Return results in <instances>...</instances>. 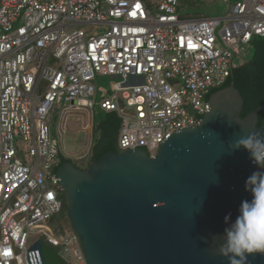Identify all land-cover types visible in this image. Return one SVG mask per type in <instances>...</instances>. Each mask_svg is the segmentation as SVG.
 I'll list each match as a JSON object with an SVG mask.
<instances>
[{
    "label": "built area",
    "instance_id": "obj_1",
    "mask_svg": "<svg viewBox=\"0 0 264 264\" xmlns=\"http://www.w3.org/2000/svg\"><path fill=\"white\" fill-rule=\"evenodd\" d=\"M179 1L0 0V264H29L32 232L68 264H87L70 227L55 233L47 225L62 206L55 104L64 99L65 121L92 108L96 74L121 79L100 107L121 118L120 149L145 145L154 156L170 132L200 123L202 95L223 83L252 38L264 37V0H236L220 17L196 18L179 17ZM85 25L105 30L87 33Z\"/></svg>",
    "mask_w": 264,
    "mask_h": 264
},
{
    "label": "water",
    "instance_id": "obj_2",
    "mask_svg": "<svg viewBox=\"0 0 264 264\" xmlns=\"http://www.w3.org/2000/svg\"><path fill=\"white\" fill-rule=\"evenodd\" d=\"M250 56L232 57L228 76ZM211 89L202 95L200 123L170 132L154 156L142 145L107 152L83 169L58 166L69 227L87 264H229L219 254L225 217L234 222L241 202L252 199L245 182L255 172L249 152L230 144L264 135L257 124L264 100L241 117L243 97L233 84L207 97ZM104 117L97 111L94 125ZM24 245L29 264H47L40 234L27 233ZM245 255V264H264V253Z\"/></svg>",
    "mask_w": 264,
    "mask_h": 264
},
{
    "label": "trees",
    "instance_id": "obj_3",
    "mask_svg": "<svg viewBox=\"0 0 264 264\" xmlns=\"http://www.w3.org/2000/svg\"><path fill=\"white\" fill-rule=\"evenodd\" d=\"M249 45L252 49L250 58L232 68L230 75L223 83L219 87L211 89L207 95V97H210L212 93L233 84L243 97L241 117L259 107L264 100V37L252 38ZM104 113L105 117L91 127L93 140L85 155V165L81 169L87 167L92 161L98 160L107 152L120 151L117 145L120 118L115 111H104ZM257 124L264 125V111H259ZM65 161H71V159L59 150L57 163L53 167V171L56 172L58 166ZM258 170L264 169H260L255 164V171ZM60 198L62 202L61 209L49 220V222H54L52 229L55 233H58V229L69 228L66 215V195L63 190H61ZM42 244V251L47 264H68L60 254L59 248L52 246L45 239H42Z\"/></svg>",
    "mask_w": 264,
    "mask_h": 264
},
{
    "label": "rangeland",
    "instance_id": "obj_4",
    "mask_svg": "<svg viewBox=\"0 0 264 264\" xmlns=\"http://www.w3.org/2000/svg\"><path fill=\"white\" fill-rule=\"evenodd\" d=\"M235 1L236 0H180L177 3V13L181 18L220 17L228 12L230 4ZM151 8L153 10V6H151ZM17 24L18 23H16V25ZM222 25L223 23H221V26ZM84 28L87 33L94 34L102 33L105 30V26L101 25H85ZM251 51V46L246 45L245 52L242 55L251 53ZM116 80L121 79L111 77L110 75L96 74L93 79L95 93L94 96L91 97L93 102L92 108L72 111L71 114L66 116L65 121L62 115L63 107L66 105L64 99L54 105L50 114V135L53 139H56L59 149L63 153L69 154L71 162L77 167L82 168L85 165V155L93 140L92 129L83 127L88 123L94 125L97 119V111H100L101 114H105L104 110L100 107V102L104 97H108L112 94L111 83ZM62 121H64V132L62 135H59ZM14 143L18 149L17 157L24 159L26 156L22 151H19V149L25 147L24 141L19 137L14 140ZM76 155L78 157H76ZM53 224L54 222L47 223L51 228H53Z\"/></svg>",
    "mask_w": 264,
    "mask_h": 264
},
{
    "label": "clouds",
    "instance_id": "obj_5",
    "mask_svg": "<svg viewBox=\"0 0 264 264\" xmlns=\"http://www.w3.org/2000/svg\"><path fill=\"white\" fill-rule=\"evenodd\" d=\"M246 149L250 158L264 169V135L258 132L237 139L230 148ZM245 189L251 192L252 199L241 202L239 215L229 223L230 214L225 217L228 227L220 239L219 254L228 258L229 264H245L246 255L264 253V170L255 171L245 182Z\"/></svg>",
    "mask_w": 264,
    "mask_h": 264
},
{
    "label": "snow or ice",
    "instance_id": "obj_6",
    "mask_svg": "<svg viewBox=\"0 0 264 264\" xmlns=\"http://www.w3.org/2000/svg\"><path fill=\"white\" fill-rule=\"evenodd\" d=\"M11 253H10V251H8V250H6L5 252H4V255H10Z\"/></svg>",
    "mask_w": 264,
    "mask_h": 264
},
{
    "label": "crops",
    "instance_id": "obj_7",
    "mask_svg": "<svg viewBox=\"0 0 264 264\" xmlns=\"http://www.w3.org/2000/svg\"><path fill=\"white\" fill-rule=\"evenodd\" d=\"M92 127V124L90 125V127L89 128H91ZM66 154V156H68L69 157V154H67V153H65ZM76 157H78L77 155H76Z\"/></svg>",
    "mask_w": 264,
    "mask_h": 264
},
{
    "label": "flooded vegetation",
    "instance_id": "obj_8",
    "mask_svg": "<svg viewBox=\"0 0 264 264\" xmlns=\"http://www.w3.org/2000/svg\"><path fill=\"white\" fill-rule=\"evenodd\" d=\"M42 247H43V244H42Z\"/></svg>",
    "mask_w": 264,
    "mask_h": 264
}]
</instances>
